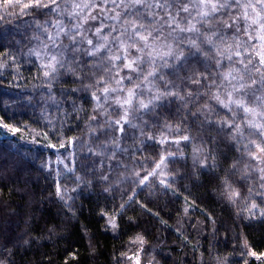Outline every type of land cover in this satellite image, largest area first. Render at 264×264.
<instances>
[{
    "label": "trees",
    "instance_id": "1",
    "mask_svg": "<svg viewBox=\"0 0 264 264\" xmlns=\"http://www.w3.org/2000/svg\"><path fill=\"white\" fill-rule=\"evenodd\" d=\"M19 5L12 0V6H0V68L6 62L11 63L0 70V118L20 128L31 144L42 142L54 145L56 150L72 147L75 167L62 175L61 192L65 198L61 200L56 195V175L47 168L48 162L60 153H50L44 146L34 149L20 141L17 148L6 140L0 141V264H131V257L140 252L144 254V263L261 264L264 217H252L248 209L253 201L260 204L262 197L256 193L264 192L260 187L264 181L258 179V173L248 177L240 173L231 175L235 171L231 164L247 157L242 154V144H235L216 130L214 124L206 122L208 113L202 106L205 100L209 105H215V101L208 100L206 94L197 100L193 94L190 99L195 102L185 107L183 101L165 97L155 101V108L150 105L148 110L136 111L135 115L130 112L128 119L136 127L125 124L122 133L113 131L106 121L99 120L97 125L92 119L97 111L95 102L82 88L83 83L92 79L91 73L84 75L87 68H78L73 63L70 66L77 75L59 69L45 76L36 61L21 62L27 47L21 44L23 37L15 28L20 23L26 24V28H37L51 16L43 15L46 10H16ZM228 11L232 16L240 12L232 7L219 15ZM162 15L159 10L153 15L148 13L145 27L158 28L159 25L147 21L158 20ZM222 23L216 24L222 27ZM226 36L235 49L238 42L231 38L232 34ZM226 41L224 48H228ZM238 50L245 59L252 53ZM72 55L78 56L81 65L92 59L84 56L83 48L78 53L71 52ZM185 56H189L188 51ZM197 59L198 54L190 57L178 79L167 75L172 72L171 67L160 71L166 73L165 80L171 81L172 86L179 85L181 90L196 88L198 85L188 83L187 75L204 71L206 62L208 71H217L213 60L200 58L197 62ZM256 62L253 59V64ZM228 63L224 61L225 65ZM234 67L239 69L242 65ZM248 67L252 69L253 65ZM100 71L96 69L97 75ZM251 75L260 77L254 70ZM165 80L152 87L163 90ZM44 85H49L48 93L41 92L46 88ZM247 91L251 94L253 89ZM143 95L147 102L152 93ZM52 99L61 100L57 101L55 126L40 114L45 108L43 103ZM112 108L105 109L114 120L118 117L114 114L116 107ZM225 111L216 105L215 112L220 115L213 113L211 118L223 119ZM184 135L189 137L188 141L179 139ZM113 137L119 138L115 144L111 143ZM159 139L180 140L178 146L171 141L163 145L167 150L163 155L173 154L169 156L167 177L154 176L141 183L143 177L148 178L155 170L154 164L162 154ZM101 150L103 155L99 154ZM206 156H215V161H207L209 166L215 163V169L201 166L200 160ZM237 167L243 168V163ZM226 172L240 193L235 203L220 195ZM103 176L108 179H102ZM161 180L166 184H161ZM109 217H116L115 228L109 225Z\"/></svg>",
    "mask_w": 264,
    "mask_h": 264
},
{
    "label": "snow or ice",
    "instance_id": "2",
    "mask_svg": "<svg viewBox=\"0 0 264 264\" xmlns=\"http://www.w3.org/2000/svg\"><path fill=\"white\" fill-rule=\"evenodd\" d=\"M66 3V0H64ZM17 4L21 5L22 9L31 8L33 11L46 10L43 12L45 16H52L54 13L59 17L63 15L61 12V0H16ZM111 4L112 7L108 11L115 12L114 16L105 17L111 19L115 23L108 26V31L103 32L105 24L101 21L99 24H94L88 29H83V23L87 22L91 11L96 7L100 8V13L97 16H92V20L96 21L104 9ZM0 6H12V0H2ZM190 6L196 9L195 15L190 12ZM73 9H89L85 15L83 13L73 12L69 19L75 18L77 22L72 24L71 28H66L62 20L57 19L52 27L56 30L55 34H49V39L52 41L53 53L49 55L48 62L43 65L45 68L44 75L49 76L55 74L59 69H65L77 75V72L71 68V64H76L78 68H87L85 76L91 73L92 79L90 83H83L84 91L90 93L92 100L95 102L96 109L103 108L109 101L116 106L114 114L118 118L106 121L109 128L115 132H124V125L128 124L130 127H136L128 119L132 110H148L150 105L155 108V101H159L165 97H175L177 101H183L186 107L188 103H194L195 100L190 99L195 94V99H199L202 94H206L208 100L215 101V105H209L207 100L203 104V108L207 110L208 115L205 117L208 124H214L215 129L224 134L228 139H231L235 144L243 145V156L247 159L243 161H234L230 168L234 169L231 175L240 173L242 177H248L251 173H258V179L264 181V43L260 44V51H255L244 58L243 53L238 50L239 43L234 49L232 45L224 48V33L223 29L232 30V39L239 42L241 37L238 35L243 31L248 36L249 41L258 39L264 42V0H247L242 3L241 0H199L198 3H193V0H101L99 5L92 4L91 6L85 4H72ZM232 7L243 9L242 16L237 14L232 16L230 11L225 12L224 15H217L224 10H230ZM123 9L125 15L121 18V12L116 9ZM151 8L156 14V9H161L163 15L160 19L148 20L151 25H159L158 28H146L144 12ZM251 10V11H249ZM181 13H187V16L181 18ZM22 14H24L22 12ZM31 14V13H27ZM196 16L200 19L196 20ZM139 17V19H137ZM211 17L212 19H208ZM251 17V22L249 19ZM195 20V23H193ZM222 21V28L209 27L212 21ZM231 20V23L228 21ZM242 21L243 29L241 27ZM204 25L207 31L197 27V25ZM252 25H256L254 32L249 29ZM167 26L168 35H164V28ZM44 31L48 29L45 27ZM91 32V36L85 34ZM190 33L191 35L177 36L173 33ZM115 33V35H113ZM61 35L67 37L70 41L71 51L73 53L80 52L81 48L86 44L88 47H83V54L92 59H86L81 65L80 60L75 56L66 64L64 62L65 52L69 45H64L61 48L63 41L60 39ZM80 37V39H77ZM111 37V40H109ZM123 37V38H122ZM168 37H171L169 42ZM179 42L186 47H175L173 44ZM245 49L256 48L257 45H250L247 41L244 42ZM55 49H60L55 51ZM185 51H188L189 56H185ZM197 62L200 58L205 61L211 59L215 62L217 71L215 73L208 71L209 64H204V71H193L187 75L186 79L190 85H198L196 88L185 87L183 90L179 85L172 86L171 81L165 80L166 73L161 72L160 69L172 68L171 75L179 78L178 73L183 70L189 63L190 57L197 56ZM237 57L239 59H234ZM258 57V60L253 64V59ZM227 60L229 63L224 64ZM107 61V63H105ZM242 65L237 69L234 65ZM253 65L249 69L248 65ZM92 67H89V66ZM99 68L100 74L97 75L96 69ZM126 70V71H125ZM260 73L259 79L251 75L252 71ZM123 73V75H121ZM135 74V75H134ZM245 75L248 79L245 80ZM217 77L219 79H217ZM79 78V77H78ZM160 80H165L164 88H153L152 86ZM127 81V83H125ZM252 88L251 103L249 102V93L247 89ZM78 89H73L77 91ZM152 93V95L145 102L144 93ZM183 92V94H181ZM99 93V95H97ZM257 93H260L257 95ZM225 109L223 119L213 120L212 114L219 116L220 113L215 112V106ZM101 115L109 116L110 113L105 110ZM204 115V112H201ZM239 116L237 120L236 117ZM96 117L93 116L92 119ZM0 129H6L8 132L16 133L21 129L12 127L4 123L3 118H0ZM45 135H47L45 133ZM151 138V137H150ZM118 137H113L111 143L115 144ZM179 139L188 141L189 137L184 135ZM179 139H174L171 143L178 146ZM161 147V156L154 164V168H160L161 164L168 156H172L171 152L167 156L163 155L166 149L163 145L169 143L166 139L157 140ZM55 147L54 145H48ZM61 143V147H63ZM241 151L240 148H236ZM197 151H200L197 149ZM100 155L104 154L101 150ZM115 156V149L111 153ZM211 159L215 161V156H206L200 160L203 167L209 170L215 169L216 164L210 166L207 161ZM243 163V168L237 167L238 164ZM103 164V161H101ZM143 167V166H142ZM167 167V165H165ZM139 175V173H137ZM150 175H156L153 171ZM147 177L141 179V183ZM79 181L80 177H76ZM102 179L107 180V176ZM161 184H166L164 180ZM220 195L224 196L229 201L235 203L236 198L240 196L230 179L228 173L221 180ZM169 186V185H166ZM261 188H264V183H261ZM107 190V189H106ZM252 193V189H248ZM56 195L59 199L65 198L59 186L56 188ZM256 195L262 197L260 204L255 201L251 203L248 211L252 217H264V192H258ZM123 208V205H121ZM185 213L188 208L184 209ZM111 227L115 228V223L111 222ZM255 256V252H250ZM264 255V254H262ZM137 264L139 262L137 261Z\"/></svg>",
    "mask_w": 264,
    "mask_h": 264
},
{
    "label": "rangeland",
    "instance_id": "3",
    "mask_svg": "<svg viewBox=\"0 0 264 264\" xmlns=\"http://www.w3.org/2000/svg\"><path fill=\"white\" fill-rule=\"evenodd\" d=\"M125 2H127V0H125ZM169 2H171V0H169ZM199 0H193V3H198ZM220 2H223V0H220ZM242 3H246L247 0H241ZM89 4L90 6L92 4H96L99 5L101 3V0H66V3L64 2V0H61V12L63 13V15H60L59 17L57 16V14H53L50 18H45V20L39 24V26L36 27H31L30 28H26V24L24 23H20L19 25H17V28H15L17 30V32L19 33V35H21L23 37V40L21 41V44L23 45L24 48H26L25 52H24V56L20 57L21 58V62L22 63H29V62H33L36 61L40 67L45 71V68L43 67L44 64H46L48 62V58L49 55L53 53V47H52V41L49 39V34H55V29L52 27V24H55L57 22V19L62 20L64 23V26L66 28H71L72 24L77 23V22H82V21H77L75 18L73 19H69L70 15L73 12L76 13H83V14H87L89 9H81V8H76L73 9L71 7L72 4ZM112 5L108 4V6L104 9L103 13L100 14L99 18L96 21L92 20V16H97L98 13H100V8L96 7L95 10L91 11V15L88 16L87 22H82L83 23V29H88L90 26L94 25V24H99L101 21H103V23L105 24V28L103 29V32H107L108 31V26L115 23V21L111 20V19H105V17H111L115 15V12H110L108 11V8H111ZM21 9V5L18 6V8L16 10ZM240 12L239 14L242 16L243 13V9L241 8H237ZM161 11L163 12L161 9H156V11L158 12ZM116 11L121 12V18H123V16L125 15V13L123 12V9H116ZM251 11V10H249ZM153 12V10L151 8H148L145 12H144V16L146 19V16L148 15V13ZM190 12L193 13V15H195L196 9L190 6ZM220 13H217V15H219ZM187 13H181V18H183L184 16H187ZM24 14L21 13V17H23ZM37 19V18H36ZM43 19V18H42ZM200 19L199 16H196V20ZM208 19H212L211 17H209ZM218 21L213 20L212 24L209 27L212 28H222L220 25H217ZM251 22V17L249 19V23ZM193 23H195V20H193ZM238 23H241V27L243 29V23L242 21H238ZM47 28L48 31L45 32L44 28ZM197 27H200L202 29H204L205 31H207V28H205V26L198 24ZM148 28V27H147ZM256 28V25H252V27L249 29L250 32H254ZM164 35L167 36L168 35V29L167 26H165L164 28ZM224 33L227 34H232V30L231 29H223ZM86 35L91 36V32H85ZM28 35V37H27ZM113 35H115V33H113ZM173 35H177V36H184V35H191L190 33H173ZM242 40V44L239 45V48L241 49H245V44L244 42L247 41L248 44L250 45H257L256 48H249L248 51H251L252 53H254L255 51H260V47L259 45L264 43L259 41L258 39H252L249 41L248 36L245 35L243 33V31H241V33L238 34ZM229 37V35H228ZM228 37L225 35L224 36V40L226 41V45L229 46L231 43L228 39ZM123 38V37H122ZM60 39L63 41V43L61 44V48L64 47V45H69L68 50L65 52L64 55V62L68 61L69 59H71L73 57V55L71 56V45H70V41L67 39V37L61 35ZM77 39H80V37H77ZM109 40H111V37H109ZM169 42H171V37H168ZM228 43V44H227ZM239 43V42H238ZM179 42H175L173 44L174 48L175 47H179ZM83 47H88L86 44ZM82 47V48H83ZM255 49V50H254ZM60 49H55V51H59ZM78 53V52H76ZM78 57V56H75ZM255 60H258V57L254 58ZM10 62H6L5 64H3L0 68V70H3L5 68L8 67V65H10ZM126 71V70H125ZM121 75H123V73H121ZM127 83V81L125 82ZM40 86H41V82H40ZM46 88L42 91H46L47 93L49 92V85H44ZM260 93H257V95H259ZM97 95H99V93H97ZM57 101H61V100H57V99H52V100H47L43 103V106L45 108H43L40 112V114L42 115V118L45 119V121H47L50 125L55 126L56 125V121H57V115L59 113V108L57 106ZM114 107H116L112 101H109ZM107 103L104 105L103 108L97 109L96 113H95V119L94 121H97L96 123H98L97 125H99V120L103 121V123H105V121L109 120L110 117L112 116H105V115H101L100 113L104 112L105 110L109 109L112 110V105L110 103ZM249 102L251 103V94H249ZM107 108V109H105ZM108 111V110H107ZM109 112V111H108ZM135 110H132L131 113L133 115H135ZM57 113V114H56ZM113 119V117H112ZM107 130V129H105ZM102 131V128H101ZM8 141L9 143H13L12 145L17 148V145L20 144V142H24L27 144L28 147H33L34 149H37V147L40 146H44V149H49L51 152L50 153H60L57 155L56 159H54L53 161H49L47 164V168L51 171H53L56 175V179H57V186L60 187V189L62 188L61 186V179H62V175L72 171L75 167V154H74V149L71 148H64V149H60V150H56L55 147H50L48 145H44L42 144V142H34L35 144H31V142L27 141V139L21 134V130L19 132L16 133H11L8 132L6 129H0V141ZM174 139H169L168 141H172ZM183 140V139H182ZM20 141V142H19ZM180 142V140H179ZM31 144V145H30ZM63 153V154H61ZM168 160H169V156L168 158L164 161V164L160 165V168L155 169L153 171L156 172V175H150L149 177L145 179V182H147L148 180H150L151 178H153L154 176L158 177L159 179H164L165 177H167V169H168ZM165 165H167V167H165ZM111 222L115 223V225H117V219L116 217H109V225L111 226ZM144 255V254H143ZM143 255L142 252L136 254L135 256L131 257V264H137V261L139 262V264H155L152 262H145L143 260ZM261 264H264V261L261 262Z\"/></svg>",
    "mask_w": 264,
    "mask_h": 264
}]
</instances>
